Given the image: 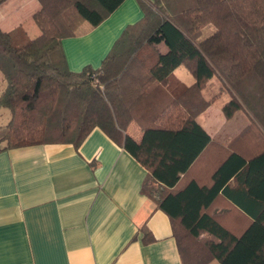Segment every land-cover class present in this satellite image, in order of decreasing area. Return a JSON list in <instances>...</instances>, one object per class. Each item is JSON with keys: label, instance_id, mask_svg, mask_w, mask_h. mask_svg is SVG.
<instances>
[{"label": "trees", "instance_id": "1", "mask_svg": "<svg viewBox=\"0 0 264 264\" xmlns=\"http://www.w3.org/2000/svg\"><path fill=\"white\" fill-rule=\"evenodd\" d=\"M38 1L41 10L30 22L38 36L29 34L28 23L0 30L7 83L0 106L11 113L0 129L3 149L79 147L100 128L147 170L142 192L171 218L183 264H264V0H138L142 20L126 28L98 70L78 73L68 67L63 39L83 23L96 28L125 0ZM210 26L214 31L203 37ZM180 66L196 83L175 96L173 72ZM214 79L230 96L226 118L243 111L250 119L227 147L197 121L220 98L202 95ZM133 123L143 132L140 142L127 133ZM245 141L254 146L252 156L236 151ZM209 153L222 157L212 184L188 180ZM233 180L244 182L262 208L241 235L215 208L224 196L252 214L232 193Z\"/></svg>", "mask_w": 264, "mask_h": 264}, {"label": "crops", "instance_id": "2", "mask_svg": "<svg viewBox=\"0 0 264 264\" xmlns=\"http://www.w3.org/2000/svg\"><path fill=\"white\" fill-rule=\"evenodd\" d=\"M40 10L38 0H6L0 4V30L10 32L28 23L29 34L36 37L40 31L30 22ZM143 17L138 0H125L96 28L83 23L76 36L62 41L69 69L75 73L87 66L98 70L126 28ZM173 77L178 81L171 85L175 96L196 83L184 66L175 69ZM213 81L220 98L197 121L212 140L227 147L250 119L243 111L226 118L223 106L230 96L221 94L220 83ZM6 87L0 71V96ZM207 90L202 95L209 101L212 94ZM1 120L5 125L0 129L11 120L9 109L2 106ZM127 133L142 140L143 132L135 123ZM0 146V264H183L171 218L142 192L147 170L100 128L93 129L79 147ZM253 147L245 141L236 151L252 156ZM214 155H206L187 179L210 186L213 165L222 161ZM243 186L244 182L233 180L232 193L252 214L224 196L215 206L237 235L262 209L260 200L247 196Z\"/></svg>", "mask_w": 264, "mask_h": 264}, {"label": "rangeland", "instance_id": "3", "mask_svg": "<svg viewBox=\"0 0 264 264\" xmlns=\"http://www.w3.org/2000/svg\"><path fill=\"white\" fill-rule=\"evenodd\" d=\"M214 31V28L213 27H207L205 30H204V32H203V37H207V36H209L212 32ZM217 84H215L214 83V81H212V84H211V86L209 87L208 86V90L207 91H209L208 93H210V94H212V97H211V99L212 98H214V97H217V95L218 96H220V93H218V91H217ZM223 92V91H222ZM218 100V99H217ZM214 103H215V101H214ZM3 125H5V123H4V121L3 120H1L0 121V126H3ZM1 147V146H0Z\"/></svg>", "mask_w": 264, "mask_h": 264}]
</instances>
